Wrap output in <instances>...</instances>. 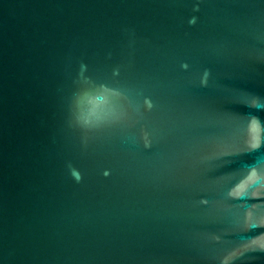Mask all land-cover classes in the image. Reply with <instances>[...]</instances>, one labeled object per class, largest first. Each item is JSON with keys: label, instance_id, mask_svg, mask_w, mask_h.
<instances>
[{"label": "water", "instance_id": "water-1", "mask_svg": "<svg viewBox=\"0 0 264 264\" xmlns=\"http://www.w3.org/2000/svg\"><path fill=\"white\" fill-rule=\"evenodd\" d=\"M0 264H264V0H0Z\"/></svg>", "mask_w": 264, "mask_h": 264}, {"label": "clouds", "instance_id": "clouds-1", "mask_svg": "<svg viewBox=\"0 0 264 264\" xmlns=\"http://www.w3.org/2000/svg\"><path fill=\"white\" fill-rule=\"evenodd\" d=\"M82 99L87 100V102L93 106V109L97 108V106H96V104H95V101L98 99V96H93V95H91L90 93L85 92V93L83 94V96H82ZM84 122H85V123H88V120L85 119ZM77 179H79V176H78V175H77Z\"/></svg>", "mask_w": 264, "mask_h": 264}]
</instances>
